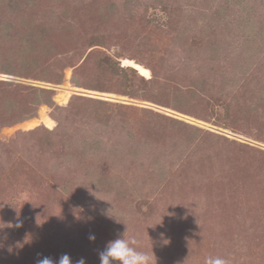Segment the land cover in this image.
<instances>
[{"label":"rangeland","instance_id":"obj_1","mask_svg":"<svg viewBox=\"0 0 264 264\" xmlns=\"http://www.w3.org/2000/svg\"><path fill=\"white\" fill-rule=\"evenodd\" d=\"M31 1L41 29L64 28L50 31L52 44L47 40L51 74L44 80L0 73V82L53 90L57 106L66 107L73 96L121 107L113 117L103 115L95 131L94 139L107 148L143 139L142 125L151 121L146 111L195 126L229 141H217L224 149L204 154L208 162L224 153L227 165L217 176L203 167V184L118 196L86 185L72 167L64 169L68 147L93 132L81 131L66 114L64 133L45 139L38 123L33 142L7 144V154L0 148V264H35L38 253L99 264V251L126 228L127 236L142 241L152 264L215 258L264 264V0ZM126 59L152 69L151 78L121 71L118 63L128 66ZM73 72L80 74L77 84L52 81ZM197 75L205 82L201 91L192 84ZM37 112L52 129L48 115H58L47 106ZM17 129L24 127L1 131L0 140ZM161 143L156 140L149 154L161 153ZM202 160L180 171L197 173Z\"/></svg>","mask_w":264,"mask_h":264},{"label":"trees","instance_id":"obj_2","mask_svg":"<svg viewBox=\"0 0 264 264\" xmlns=\"http://www.w3.org/2000/svg\"><path fill=\"white\" fill-rule=\"evenodd\" d=\"M33 6L34 2L31 0H0V73L46 80L48 79L47 74H51L47 63H50L52 58L49 57L52 56L47 58L45 56L50 54V50L47 48L53 47L49 46L47 40L50 38L51 44L54 40L53 36L52 38L50 36V31L61 33L64 28H60L58 24L54 29L49 30L47 26L41 29L36 19L33 18L35 16L31 15ZM63 25L66 27V31H69L67 30L68 25ZM213 34L216 37L220 36L217 31H213ZM183 45L185 46V42ZM212 52L216 51L212 50ZM126 60H128V66L121 64V62L118 63L119 66L117 67L121 71L126 74L131 72L141 77L151 78L152 69H147L145 65L134 60ZM141 69L146 70L147 75L142 74ZM64 70L63 68L62 73H64ZM62 73L52 81L59 84L70 81H74L75 84L80 82L78 79L80 74L73 72L65 76ZM172 77L176 76L173 74ZM194 77L195 80L192 84H197L200 88L199 91H201L205 86V82H203L200 75ZM54 95L53 90L28 87L13 82H0V132L11 130L19 125L24 127V130L17 129L11 132L10 135L7 134L3 137V140H0V148L6 154L8 153L7 144H12L14 147L17 145L24 146V140H34V137L39 134V131H37L40 128L37 127L38 123L45 127H41L45 131V139L61 136L65 131L64 116L71 114L72 118L80 122L79 129L81 131L93 133L83 134L85 136L84 140L80 143L73 142L74 144L72 143L68 147V160L63 165L65 170L71 167L75 169L86 185L102 188L109 193H118V196H123L138 188L140 191L148 190V192L165 193L168 189L180 190L183 187L188 188L192 185L203 184L206 179L201 173L203 167L206 169L213 168L216 176L224 173V166L227 165L223 164L224 153L217 154L214 159L211 158L208 162V159L204 157L205 149H207L206 152L210 148H215V152H218L221 148L224 149L223 146H215L217 141L229 142L221 136L146 111L145 113L151 118V121L142 125L144 135H146L143 139L139 141L132 139L107 148L104 141L94 139V135L97 133L95 131L98 130V126H101L103 115L107 114V116L113 117V109L119 108L118 111H121V107L105 101L74 98L73 96L69 99L66 107L57 106L53 99ZM199 98L200 96L197 95L194 101L198 102L201 100ZM177 103L182 104V97L179 98ZM26 105L32 106L29 112H25ZM171 105L180 107L176 104ZM41 106L49 107L52 112L58 115V118L54 117L55 119L48 115L54 122L52 129L47 128L40 119L36 118L38 108ZM93 122L96 125H93ZM131 137L134 136L130 135L129 138ZM156 140H163V143H161L162 152L151 155L149 152L154 151L152 144ZM48 143H45L44 148L46 151H48ZM35 150L39 151L40 149ZM189 150L192 151L191 156L187 155ZM231 153L232 151L228 152V154ZM202 157L201 162L204 165L197 167V173L195 170L191 171V169L180 171L182 167H188L187 165L194 166V163L200 162ZM125 177L131 179L126 180ZM196 178L197 183L195 182ZM234 187H229L228 192ZM120 192L123 194H120Z\"/></svg>","mask_w":264,"mask_h":264},{"label":"clouds","instance_id":"obj_3","mask_svg":"<svg viewBox=\"0 0 264 264\" xmlns=\"http://www.w3.org/2000/svg\"><path fill=\"white\" fill-rule=\"evenodd\" d=\"M107 215L110 216L109 213ZM126 232L127 228L123 233L118 232L116 238L108 241L104 249L99 251V264H152V255L143 250L142 241L135 236H127ZM88 238L90 241L96 239L94 234H90ZM35 264H86V260L81 257L73 262L67 253L56 259L38 253ZM206 264H227V261L215 258L207 260Z\"/></svg>","mask_w":264,"mask_h":264}]
</instances>
